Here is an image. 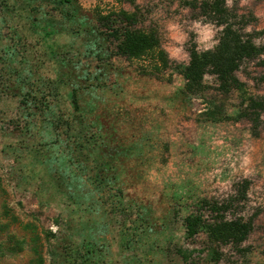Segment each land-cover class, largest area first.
<instances>
[{"label":"rangeland","instance_id":"1","mask_svg":"<svg viewBox=\"0 0 264 264\" xmlns=\"http://www.w3.org/2000/svg\"><path fill=\"white\" fill-rule=\"evenodd\" d=\"M181 1L135 0V28L156 30L184 65L192 45L215 47L219 29ZM227 5L248 32L264 28V0ZM120 10L134 8L0 0V264H205L206 239H187L183 220L244 180L246 199L228 217L257 213L254 229L241 251L222 248L218 264H264V114L254 131L241 97L220 95L213 77L201 95H183L182 76L156 77L148 59L119 56L96 20ZM261 73L251 62L236 76L264 96ZM34 98L59 129L23 127Z\"/></svg>","mask_w":264,"mask_h":264},{"label":"trees","instance_id":"2","mask_svg":"<svg viewBox=\"0 0 264 264\" xmlns=\"http://www.w3.org/2000/svg\"><path fill=\"white\" fill-rule=\"evenodd\" d=\"M75 0H58L60 5H71ZM134 8L133 12L120 10L109 16L98 15L96 24L109 32L116 42L119 56L128 61L149 60L150 72L154 76L169 70L182 76L185 84L183 95H201L206 89L205 76L213 77L216 91L225 97L236 93L241 97L243 117L251 124L254 131L261 123L264 114V96H253L246 90V85L239 80L236 73L246 63L254 62L261 68L262 73L256 78L262 86L264 93V28L258 32L247 31V19L239 14L237 9L227 5V0H183L182 5L190 11L196 12L198 17L204 18L219 29L217 43L212 50L198 52L192 45L188 50L187 64H177L171 61L161 48L156 30L144 31L135 28L139 22L138 7L135 0H119ZM259 40L261 43H257ZM36 104L30 106L23 104L25 118L32 120L23 123V127L43 125L41 128L52 127L59 129L54 119H46L45 114L50 110L41 103V98H34ZM44 116V117H43ZM39 119V121L37 120ZM44 118V119H43ZM38 122V124L36 123ZM37 127V126H36ZM40 128L37 127V130ZM30 146L20 149L30 150ZM34 155L36 153L34 152ZM249 183L239 182L235 185V196L224 201L201 200L196 203L193 211L183 220L184 233L187 239L203 235L206 239L207 261L205 264H218L222 259V248L231 246L241 251L242 245L247 241L254 229V220L257 213L247 219L242 217H228L229 211L246 199ZM58 189L59 187L56 186ZM207 213L208 215H206Z\"/></svg>","mask_w":264,"mask_h":264},{"label":"clouds","instance_id":"3","mask_svg":"<svg viewBox=\"0 0 264 264\" xmlns=\"http://www.w3.org/2000/svg\"><path fill=\"white\" fill-rule=\"evenodd\" d=\"M210 36H211V33L208 34V38H210Z\"/></svg>","mask_w":264,"mask_h":264}]
</instances>
